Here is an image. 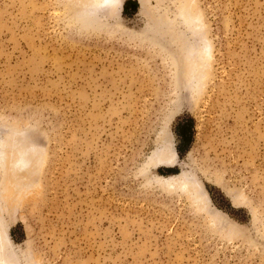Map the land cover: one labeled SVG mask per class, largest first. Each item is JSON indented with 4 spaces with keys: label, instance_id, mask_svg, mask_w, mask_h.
Returning a JSON list of instances; mask_svg holds the SVG:
<instances>
[{
    "label": "rangeland",
    "instance_id": "rangeland-1",
    "mask_svg": "<svg viewBox=\"0 0 264 264\" xmlns=\"http://www.w3.org/2000/svg\"><path fill=\"white\" fill-rule=\"evenodd\" d=\"M186 3L202 30L183 22ZM87 9L0 0V258L264 264V0ZM165 143L179 167L155 165ZM25 145L18 172L12 146ZM182 171L220 218L167 183Z\"/></svg>",
    "mask_w": 264,
    "mask_h": 264
},
{
    "label": "bare ground",
    "instance_id": "bare-ground-1",
    "mask_svg": "<svg viewBox=\"0 0 264 264\" xmlns=\"http://www.w3.org/2000/svg\"><path fill=\"white\" fill-rule=\"evenodd\" d=\"M80 2V4L83 7L88 8L86 11L88 14H93L98 11H104L107 10L108 12H112V14L115 15V13L123 6V2L125 0H77ZM141 4V2L139 1ZM187 4V3H186ZM97 6V7H96ZM186 11L183 13V22L188 27H195L197 29H201L203 27V21L200 18L199 14L193 11V7H191V3L186 5ZM205 46H201L202 52H204ZM12 152L13 155L11 159V168H17L18 172H24V170L27 168L26 166L31 162V157H29V152L31 149H29L28 146L25 145L24 149L22 151L17 152V148L15 146H12ZM21 148V147H20ZM10 150V148H9ZM17 152V154H16ZM160 154L157 157V161L155 165L157 168L165 167V168H175L179 167L178 163V155L173 147L169 145L168 143L163 144L160 147ZM12 168V169H13ZM167 183L169 185H175L178 184V188L190 192L193 194V199L196 204L201 205L202 209L206 208L207 205H212L211 200L208 197L207 192L204 190L203 185L201 181L192 175H189L187 172H181L180 174H176L173 176L168 177ZM235 205L238 204L236 199H233L232 201ZM213 212H212V220H215L216 218H220L221 214L223 213L215 208L213 206ZM229 231L233 232L236 231V228L234 226H228L227 228ZM1 235V233H0ZM2 237H0L1 239ZM1 241V240H0ZM1 244V242H0ZM2 246H0L1 249ZM0 264H14L11 261L2 260L0 258Z\"/></svg>",
    "mask_w": 264,
    "mask_h": 264
},
{
    "label": "trees",
    "instance_id": "trees-1",
    "mask_svg": "<svg viewBox=\"0 0 264 264\" xmlns=\"http://www.w3.org/2000/svg\"><path fill=\"white\" fill-rule=\"evenodd\" d=\"M129 2L130 1H126L124 3V9L127 8ZM192 127H193L192 121L181 122V123H178L176 125V131L175 132H176L177 136L180 138V140L183 141L182 146L177 145V147H176V151H177L178 155L181 152H185L186 150H188V143H189L190 138H191ZM166 171L172 172L171 170H166ZM174 173L176 174V172H174Z\"/></svg>",
    "mask_w": 264,
    "mask_h": 264
},
{
    "label": "water",
    "instance_id": "water-1",
    "mask_svg": "<svg viewBox=\"0 0 264 264\" xmlns=\"http://www.w3.org/2000/svg\"><path fill=\"white\" fill-rule=\"evenodd\" d=\"M202 185H203V184H202ZM203 188H204V190L207 192V190L205 189L204 185H203ZM207 194H208V192H207ZM208 197H209V199H210V196H209V194H208Z\"/></svg>",
    "mask_w": 264,
    "mask_h": 264
}]
</instances>
